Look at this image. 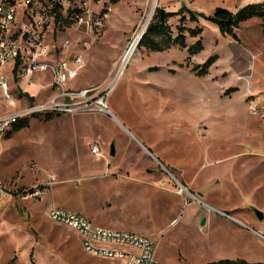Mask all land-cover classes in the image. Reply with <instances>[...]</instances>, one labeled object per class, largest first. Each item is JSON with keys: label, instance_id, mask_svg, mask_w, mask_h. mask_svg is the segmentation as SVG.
<instances>
[{"label": "rangeland", "instance_id": "obj_1", "mask_svg": "<svg viewBox=\"0 0 264 264\" xmlns=\"http://www.w3.org/2000/svg\"><path fill=\"white\" fill-rule=\"evenodd\" d=\"M76 1L91 10L92 21L111 9L98 33L73 25L49 34L58 58H82L70 84L77 89L113 83L155 9L172 12L177 4ZM235 2L194 0L186 7L208 16L218 8L232 11ZM247 23L234 30L235 41L202 19L186 21L202 29L203 50L192 57L177 46L158 53L137 44L108 99L114 117L29 118L27 128L0 134V264H116L84 252L76 232L49 218L51 207L94 226L144 234L156 243L160 264L264 263V19ZM168 25L176 36L178 18ZM199 37L185 33L186 47ZM213 55L218 59L208 74L197 77L192 68ZM45 78L22 83L34 103L47 99L38 87ZM14 93L15 106L0 93V114L29 102L19 87ZM49 180L51 190L36 194Z\"/></svg>", "mask_w": 264, "mask_h": 264}, {"label": "built area", "instance_id": "obj_2", "mask_svg": "<svg viewBox=\"0 0 264 264\" xmlns=\"http://www.w3.org/2000/svg\"><path fill=\"white\" fill-rule=\"evenodd\" d=\"M110 12L109 7H104L92 21L91 10H84L76 0H0L1 97L15 106L16 86L20 82L35 86L32 80L35 75L46 77L45 83L38 87L40 92H48L46 100L29 101L20 110L0 114V134L34 116L88 113L112 116L108 99L122 73L102 88H74L70 84L77 80L83 68L82 58H58L54 47L49 45V34L55 28L65 29L64 22L98 33ZM93 152H98L97 147ZM52 187L53 180H49L36 194L47 193ZM48 216L76 232L83 251L93 257L113 259L117 264H155L156 243L146 236L94 226L83 216L61 208L51 207Z\"/></svg>", "mask_w": 264, "mask_h": 264}, {"label": "trees", "instance_id": "obj_3", "mask_svg": "<svg viewBox=\"0 0 264 264\" xmlns=\"http://www.w3.org/2000/svg\"><path fill=\"white\" fill-rule=\"evenodd\" d=\"M121 0H108L111 4H116ZM178 18V25L176 26L177 34L172 36V32L168 25V19ZM264 18V3L263 4H250L240 8L235 13H231L225 9L218 8L212 15H203L188 9L186 6L181 5V7L176 12H164L160 8L155 9V13L152 17L151 22L148 24L144 34L142 35L138 47L145 48L150 52H165L171 47L177 46L180 49H186L188 57L195 56L203 50L202 39L199 37L201 35L202 29L200 27L189 28L184 26L186 21L190 23H198L199 19H202L208 23L216 26L217 30L222 36H229L233 40L238 41V38L234 30L239 28V25L250 19ZM230 24L228 25V22ZM56 24L58 18L55 20ZM65 27H70V24L64 22ZM264 32V29H263ZM185 33L189 35L190 38L199 37L192 45L186 47L185 44ZM188 59V58H187ZM217 56L213 55L209 57L202 65L195 66L192 71L197 77H202L208 74L209 69L216 62ZM15 81H18L15 79ZM22 96L28 97L27 94H21ZM60 116V115H57ZM32 118H36L35 116ZM46 121L52 119L51 115H46L43 117ZM29 119L21 120L17 124L13 125L11 130H9L6 135L10 136L12 133L18 132L24 128L28 127ZM33 191L29 190L27 194H32ZM205 264H264L260 262L248 263L244 260H219L215 262L205 263Z\"/></svg>", "mask_w": 264, "mask_h": 264}, {"label": "crops", "instance_id": "obj_4", "mask_svg": "<svg viewBox=\"0 0 264 264\" xmlns=\"http://www.w3.org/2000/svg\"><path fill=\"white\" fill-rule=\"evenodd\" d=\"M188 1V3H186ZM186 2L185 1H180V0H172L171 2H174V3H177L176 5H175V7L173 8V10L174 11H176V10H178V7L180 6V3L181 4H184L185 6H187L186 4H188V8H190V5H189V2L190 3H193L194 2V0H192V1H189V0H187ZM236 1V2H235ZM234 2L236 3V6H235V8L232 10V11H229V10H227V11H229V12H231V13H235L236 11H238L240 8H242V7H244V6H246V5H250V4H263L264 3V0H234ZM226 10V9H225ZM174 11H172V12H174ZM264 19V18H263ZM251 20V19H250ZM261 20V19H260ZM249 21V20H248ZM248 21H246V22H243V23H241L240 25H239V28L238 29H240V27H241V25H247L248 23ZM247 23V24H246ZM217 29V28H216ZM238 29H236L237 31H238ZM23 83V82H22ZM22 83H20V84H18V86L17 87H19V89H21V94H26L25 92H26V90H25V86L24 85H22ZM30 89V88H29ZM22 91H24V92H22ZM43 93H45V91H42ZM30 97H33V100L32 101H34V100H36V96H35V94H34V96H28V101H29V98ZM31 101V102H32ZM26 103V102H25ZM138 144L141 146V147H143L144 148V150L147 152V151H149L148 149H146L143 145H142V143L141 142H139L138 141ZM113 149H114V147H113ZM154 160H155V162H157L158 160L154 157V156H152L151 155V153L150 152H147ZM114 154H115V149H114ZM114 154H113V156H114ZM110 155H111V150H110ZM159 162V161H158ZM158 162H157V164H158ZM161 164V163H160ZM162 165V164H161ZM158 166H159V164H158ZM161 167V166H160ZM168 173V172H167ZM169 174V176L172 178V180H174L175 182H177V184H178V186L179 185H181L180 183H178V181L170 174V173H168ZM174 222V221H173ZM100 227V226H99ZM103 228V227H102ZM112 230V229H111ZM130 232H134V231H130ZM134 233H137V232H134ZM138 234H140V235H143V236H145L144 234H141V233H138ZM147 237V236H146ZM79 243H80V237H79ZM80 247H81V245H80ZM115 263L117 264L118 262H116L115 261ZM155 264H160L159 263V261L157 260V259H155Z\"/></svg>", "mask_w": 264, "mask_h": 264}, {"label": "bare ground", "instance_id": "obj_5", "mask_svg": "<svg viewBox=\"0 0 264 264\" xmlns=\"http://www.w3.org/2000/svg\"><path fill=\"white\" fill-rule=\"evenodd\" d=\"M147 25V24H146ZM146 25L140 30V32L137 34L133 44H132V47L130 48V50L126 53L125 55V58L124 60L122 61L121 63V66H120V70L118 72V75L121 74L124 70V67L127 65V62L129 61L130 57H131V54L132 52L135 51L136 47H137V44L139 43V40H140V37L142 36V34L144 33L145 29H146ZM112 117H114V115L112 114ZM180 191L182 193H188V191L186 189H182L180 188Z\"/></svg>", "mask_w": 264, "mask_h": 264}, {"label": "water", "instance_id": "obj_6", "mask_svg": "<svg viewBox=\"0 0 264 264\" xmlns=\"http://www.w3.org/2000/svg\"><path fill=\"white\" fill-rule=\"evenodd\" d=\"M163 11V10H162ZM230 24V21L228 22V25ZM144 34V33H143ZM142 34V35H143ZM142 37V36H141ZM141 37H140V39H141ZM140 41V40H139ZM33 100V97H30L29 98V101H32ZM147 152H149V151H147ZM113 154H114V149H113V147H111V155L113 156ZM158 162V161H157ZM158 164H159V166H161L162 167V165L160 164V162H158ZM179 187L181 188V190L182 189H185L182 185H179ZM189 193V192H188ZM190 194V193H189ZM191 195V194H190ZM192 196V195H191ZM254 213L256 214V216L258 217V219L259 220H262L263 219V214L261 213V212H259L258 210H254ZM205 221H206V218L205 217H202L201 218V220H200V222H199V224H200V226H204V224H205Z\"/></svg>", "mask_w": 264, "mask_h": 264}]
</instances>
